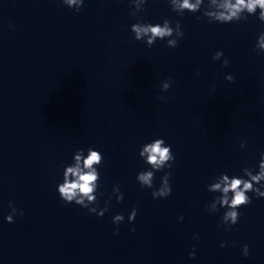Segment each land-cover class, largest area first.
Wrapping results in <instances>:
<instances>
[{
  "label": "clouds",
  "instance_id": "clouds-1",
  "mask_svg": "<svg viewBox=\"0 0 264 264\" xmlns=\"http://www.w3.org/2000/svg\"><path fill=\"white\" fill-rule=\"evenodd\" d=\"M84 0H63V3L68 5L69 8H74L76 11H79L83 5ZM202 0H196V3L193 4L190 0H181L180 7L182 9H187L189 12L194 13L198 11ZM75 6V7H73ZM259 6L261 12L258 15V19L264 22V0H235L234 4L225 3L221 7L227 9V12L221 11L217 13H206L208 16H213L214 20H208L209 23L219 22V23H230L234 21H240V16L238 15L243 9L251 14H255L256 8ZM200 19V17H197ZM245 19H247L245 17ZM131 31L135 33V39L140 40L142 36H148V44L152 45L154 40L159 37L163 39L166 36L173 35V29L168 27V21H165V26L161 27L159 24H147L139 25L133 24ZM150 33V35H149ZM176 35L181 38L184 33L181 31V26L177 23ZM168 45L170 48H175L178 46V40H169ZM261 49V53H264V33L260 34L258 37V45L256 48ZM223 56L222 51H217L213 55L212 59L219 60ZM228 60H223V66L227 67ZM225 79L232 81L234 77L232 75H226ZM171 81L166 80L163 83L162 88L164 91H167L170 87ZM245 145L241 143L240 147L243 148ZM139 156L144 158V161L147 165H150L151 168L147 170L140 171L136 180L142 188H153L155 173L163 170L164 168L171 169L172 162L175 160V155L172 152V147L169 144L165 143L163 138H156L149 143H146L142 146V150L139 151ZM74 159L76 164L74 166H66L65 171L63 172V181L57 185V192L60 199L65 204L74 203L82 208H87L90 213H95L98 216L102 217L105 212L108 211V207L104 208L103 211L97 213L95 206H90L89 203L85 202V198L89 202L97 200V197L90 195L94 189H98L100 183V173L98 168L94 165H101L103 161L102 153L94 148L89 147L87 149V154L85 155L84 149H78L74 153ZM258 174L253 175L252 171L249 170V167L242 169L247 178H242L240 176H232L229 179L227 174L221 173L220 182L212 184L210 191H221L223 195L219 197V202L222 206H227L228 210L223 215V221H230L227 226L224 223H221L225 226V231H231L232 226L236 225L239 222L241 207L247 206L251 203V198L246 193H254L256 197H264V184H261L260 181L264 180V153H261L260 159L258 162ZM170 176L171 172H166L163 177H161V183L159 188L155 189L151 195L153 199L157 198H167L171 195L172 188L170 185ZM72 177V179H69ZM254 182L255 185L254 186ZM223 185V187H222ZM114 190L118 191V196L116 197L117 202L123 201V194L120 192L119 186L116 185L113 187ZM232 193L231 199L228 197V193ZM109 203V201H106ZM9 207L11 212L5 217L6 222L13 223L14 216L17 214V209L12 205V202H9ZM215 209V205H213ZM205 211H208L207 205H205ZM19 214H23L20 212ZM137 215V209L134 207L128 215V221L131 223L135 220ZM178 220L182 221L183 216H179ZM124 221V216L122 214H117L113 217L112 222L115 225H119ZM131 231H135V228H132ZM116 235L119 234V228L115 230ZM195 239H199L198 236H194ZM222 248L225 247V243L221 242L220 245ZM242 254L244 256L249 255L248 245L242 247ZM195 257V246L193 250L189 253V258Z\"/></svg>",
  "mask_w": 264,
  "mask_h": 264
}]
</instances>
